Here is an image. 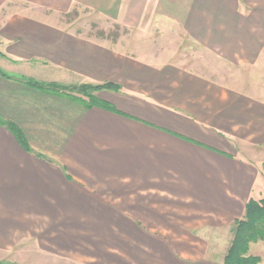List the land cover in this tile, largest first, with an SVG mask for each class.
Returning a JSON list of instances; mask_svg holds the SVG:
<instances>
[{"label": "crops", "instance_id": "1", "mask_svg": "<svg viewBox=\"0 0 264 264\" xmlns=\"http://www.w3.org/2000/svg\"><path fill=\"white\" fill-rule=\"evenodd\" d=\"M76 5L161 18L234 73L84 36L63 20ZM0 55L40 82L120 88L94 93L110 110L0 74V118L31 148L0 122V261L224 264L235 220L264 198V0H0ZM250 254L264 264V241Z\"/></svg>", "mask_w": 264, "mask_h": 264}, {"label": "rangeland", "instance_id": "2", "mask_svg": "<svg viewBox=\"0 0 264 264\" xmlns=\"http://www.w3.org/2000/svg\"><path fill=\"white\" fill-rule=\"evenodd\" d=\"M21 5H23V3H21ZM56 15L58 16L54 20L55 24L62 26V12ZM63 20L68 25L69 23H72L74 28L82 32L84 36L90 38L104 42H110L111 44L115 43L117 40L125 39L126 41L130 42L131 46L138 45V42L142 44L145 42L150 47L151 51H154L158 54L166 53L164 55H173L177 53L182 58L187 59L188 64L199 71H202V68H204L209 74L212 72L218 73V71L221 74L227 75H233L234 73L235 66L233 64L220 65L221 61L219 59L215 58L210 52L205 51L202 47L188 38L184 34L183 30L172 24H163L161 22V18L155 19L156 21H154V23L152 22V24L149 23V25L142 27L127 26L120 22H115L111 18H107L105 15H102L101 13H98L97 11H94L90 8L76 5L70 12L64 14ZM134 51L137 52V50ZM131 52H133V49H131ZM1 54L5 55L4 53ZM205 64H207L209 67L205 66ZM0 68L13 77L15 76L22 78L23 76H20L18 73L9 68L8 61L5 59V57H1V55ZM231 226L232 224H228L226 226V239L225 241H219L220 249H223L229 244V240L231 238ZM233 235L234 233L232 234V238ZM221 253L224 254L225 252L223 251ZM9 260H12L13 263L22 261L24 264H32L31 259L27 257L15 259L9 258L4 261H0V263L11 264L8 263ZM62 264L65 263L62 262ZM84 264L103 263L102 260H98V262L94 261Z\"/></svg>", "mask_w": 264, "mask_h": 264}, {"label": "trees", "instance_id": "3", "mask_svg": "<svg viewBox=\"0 0 264 264\" xmlns=\"http://www.w3.org/2000/svg\"><path fill=\"white\" fill-rule=\"evenodd\" d=\"M0 74L6 78L13 77L1 68ZM20 80L34 88L83 101L88 107L100 105L110 110H115V108L108 103L99 101L94 93L104 89L120 90L118 86L108 82L66 85L57 82H40L27 77H22ZM0 122L11 129L20 143L31 151V148L26 144L24 134L16 125L1 118ZM233 233V239L224 258V264H258L261 257L252 255L249 252L252 243L264 241V198L249 199L243 217L236 219L234 222Z\"/></svg>", "mask_w": 264, "mask_h": 264}, {"label": "water", "instance_id": "4", "mask_svg": "<svg viewBox=\"0 0 264 264\" xmlns=\"http://www.w3.org/2000/svg\"><path fill=\"white\" fill-rule=\"evenodd\" d=\"M1 264V263H0ZM17 264H20V263H17Z\"/></svg>", "mask_w": 264, "mask_h": 264}]
</instances>
